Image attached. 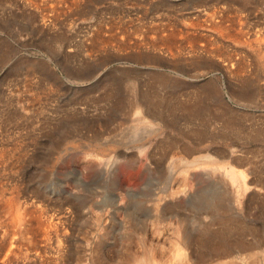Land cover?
<instances>
[{"label":"rangeland","instance_id":"obj_1","mask_svg":"<svg viewBox=\"0 0 264 264\" xmlns=\"http://www.w3.org/2000/svg\"><path fill=\"white\" fill-rule=\"evenodd\" d=\"M0 150V264H264V0H0Z\"/></svg>","mask_w":264,"mask_h":264},{"label":"bare ground","instance_id":"obj_2","mask_svg":"<svg viewBox=\"0 0 264 264\" xmlns=\"http://www.w3.org/2000/svg\"><path fill=\"white\" fill-rule=\"evenodd\" d=\"M219 11V10H218ZM45 13V12H44ZM208 16V15H207ZM222 18V17H221ZM215 19V18H214ZM205 21V20H204ZM194 22V21H193ZM186 23V22H185ZM212 23V25H213V22H211ZM210 23V24H211ZM194 24H196V23H194ZM193 24V26H196V25H194ZM217 24L218 23H216V26H217ZM199 25H200V23H199ZM219 25V24H218ZM221 25H222V23H221ZM183 26V25H182ZM213 27V29L215 28L216 29V27L215 26H212ZM224 27V26H223ZM191 28V27H190ZM210 28V27H209ZM219 29H220V27H218ZM217 28V29H218ZM163 29V28H162ZM212 29V30H213ZM223 29H225V28H223ZM222 29V30H223ZM230 29V28H229ZM173 30H174V27H173ZM221 30V31H222ZM169 31V30H168ZM178 31V30H177ZM220 31V30H219ZM226 31H228V30H226ZM225 31V32H226ZM184 32V31H183ZM194 32V31H193ZM236 32V31H235ZM161 33H163V32H161ZM170 33V32H169ZM171 33H172V31H171ZM166 34V35H168V37L167 36H165L164 38H166V44H169V48H172L174 45H172V40H173V34ZM178 33V32H177ZM186 33V32H185ZM229 33V32H228ZM228 33H227V35H228ZM160 34V33H159ZM183 34V33H182ZM189 34V33H188ZM187 34V35H188ZM231 34V33H230ZM235 34V33H234ZM175 35V34H174ZM186 35V36H187ZM210 35V34H209ZM222 35V34H221ZM241 35V34H240ZM162 36V35H161ZM181 37H182V35H180ZM207 36V35H206ZM205 36V37H206ZM232 36V35H231ZM178 37V36H177ZM213 37V36H212ZM234 37V36H233ZM158 39L160 38H162V37H157ZM218 38V37H217ZM229 38V37H228ZM159 39V40H160ZM176 39V38H175ZM189 40H190V38H188ZM196 39V38H195ZM226 39V38H225ZM230 39V38H229ZM232 39V38H231ZM158 40V41H159ZM164 40V39H163ZM194 40V39H193ZM199 40V39H198ZM202 40V39H201ZM205 40H206V38H205ZM232 40H234V39H232ZM251 40V39H250ZM162 41V40H161ZM176 41V40H175ZM174 41V42H175ZM191 41V40H190ZM235 41H239L238 39L237 40H235ZM243 41V40H242ZM155 42V41H154ZM165 42V41H164ZM176 42H178V41H176ZM196 43H197V41H195ZM208 42V41H207ZM206 42V43H207ZM162 43V42H161ZM201 43V42H200ZM219 43V42H218ZM154 44V43H153ZM163 44V43H162ZM165 44V43H164ZM175 44V43H174ZM208 44V43H207ZM215 44V43H214ZM251 44V43H250ZM253 44V43H252ZM176 45V44H175ZM192 46H194V44H191ZM195 45H197V44H195ZM204 45H205V43H204ZM212 45V44H211ZM154 46V45H153ZM157 46V45H156ZM220 46V45H219ZM179 47V46H178ZM180 47H181V45H180ZM189 47V46H188ZM195 47V46H194ZM208 47V46H207ZM207 47H206V49H207ZM229 47V46H228ZM167 48V47H166ZM198 48V47H197ZM199 48H201V46H199ZM203 48H205V47H203ZM214 48H215V45H214ZM208 49H211V47L210 48H208ZM233 49V48H232ZM198 50V49H197ZM212 50V49H211ZM216 50H217V48H216ZM220 50H222V49H220ZM219 50V51H220ZM171 51H172V49H171ZM173 51H174V48H173ZM178 51V50H177ZM176 51V52H177ZM180 51V50H179ZM178 51V52H179ZM195 51V50H194ZM206 51V50H205ZM210 51V50H209ZM208 51V52H209ZM213 51V50H212ZM170 52V51H169ZM182 52V51H181ZM208 52H207V54H208ZM214 52V51H213ZM221 52V51H220ZM219 52V53H220ZM224 52V51H223ZM230 52H231V50H230ZM4 53V52H3ZM194 53V52H193ZM196 53V52H195ZM212 53V52H211ZM225 53V52H224ZM229 53V52H228ZM243 53V52H242ZM171 54H173L172 52H171ZM176 54V53H175ZM231 55H232V52L230 53ZM229 54V55H230ZM236 53H234V55H235ZM237 54H239V53H237ZM211 56V55H210ZM218 56V55H217ZM220 56V55H219ZM218 56V57H219ZM221 56H223V55H221ZM244 56V55H243ZM214 57V56H213ZM226 57V56H225ZM231 57V56H230ZM227 58H229V57H227ZM230 59V58H229ZM233 59V58H232ZM235 60V59H234ZM254 60V59H253ZM231 61V60H230ZM233 61V60H232ZM235 61H237L238 62V60H235ZM240 63V62H239ZM259 64V63H258ZM234 65V64H233ZM236 65V64H235ZM236 67L238 68V65H236L235 66V69H236ZM243 67V66H242ZM241 67V68H242ZM246 68V67H245ZM234 70V69H233ZM237 70H240V68H238ZM237 70H235V71H237ZM233 72V71H232ZM154 74V73H153ZM158 74V73H157ZM237 74V73H236ZM160 75V74H159ZM158 76V75H157ZM151 78H153V77H151ZM166 78V77H165ZM159 79V78H158ZM150 80V79H149ZM152 80V79H151ZM165 80V79H164ZM168 81V80H167ZM156 82H158V81H156ZM161 82H162V80H161ZM167 83V82H166ZM173 83V82H172ZM163 84V83H162ZM171 85V84H170ZM207 85H209V84H207ZM246 85V84H245ZM212 88V87H211ZM205 90V89H204ZM209 92V91H208ZM257 93V92H256ZM146 94V93H145ZM148 94V93H147ZM152 95V94H151ZM243 95V94H242ZM146 96V95H145ZM148 96V95H147ZM171 96V95H170ZM141 97V96H140ZM151 97V96H150ZM153 98H155L154 96H153ZM149 99V98H148ZM151 100H153V99H151ZM162 100V99H161ZM163 101V100H162ZM136 102V101H135ZM160 102V101H159ZM134 103V102H133ZM138 103V102H137ZM161 103V102H160ZM167 103V102H166ZM140 104V103H139ZM138 104V105H139ZM142 104H144V103H142ZM141 104V105H142ZM150 104H152L151 103V101H150ZM156 104V103H155ZM163 104V103H162ZM168 104V103H167ZM175 104V103H174ZM137 105V106H138ZM140 105V106H141ZM145 105V104H144ZM154 105V104H153ZM153 105H151V106H153ZM170 105V104H169ZM172 105V104H171ZM140 106H138V107H140ZM143 106V105H142ZM158 106V105H157ZM162 106V105H161ZM175 106V105H174ZM163 107V106H162ZM136 108V107H135ZM145 108V107H144ZM150 108V107H149ZM160 108V107H159ZM151 109V108H150ZM153 109V108H152ZM183 109V108H182ZM199 109V108H198ZM156 110V109H155ZM160 110V109H159ZM173 110V109H172ZM193 110V109H192ZM191 110V112H193ZM151 111V110H150ZM158 111V110H157ZM156 111V112H157ZM188 111V110H187ZM201 111V110H200ZM147 112H149V110L147 111ZM184 112H185V110H184ZM196 113V112H195ZM220 114V113H219ZM222 114V113H221ZM154 115V114H153ZM161 115V114H160ZM188 115H190L189 113H188ZM196 115V114H195ZM165 116V115H164ZM193 116V115H192ZM155 118H156V116H155ZM158 118V117H157ZM233 120V119H232ZM228 122H229V120H228ZM238 123V122H237ZM225 124V123H224ZM239 125H240V123H239ZM237 128V127H236ZM235 128V129H236ZM204 129V128H203ZM1 151V150H0ZM4 150H3V153H2V155L4 156ZM1 155V156H2ZM7 155V154H6ZM8 156V155H7ZM183 159V158H182ZM187 161V160H186ZM185 161V162H186ZM233 170V169H232ZM232 170H228L227 172L229 173V171H232ZM233 172V171H232ZM231 172V173H232ZM241 173V172H240ZM226 174V173H225ZM234 175H235V173H234ZM233 178H234V176H233ZM3 181V180H2ZM3 184H4V182H3ZM241 185V184H240ZM239 187V186H238ZM5 188V187H4ZM2 189V188H1ZM14 189V188H13ZM9 189H7V191H8ZM6 191V192H7ZM13 192H14V190H12ZM2 192H4L3 190H2ZM10 192V191H9ZM238 193V192H237ZM9 194V193H8ZM2 195V194H1ZM7 195V194H6ZM16 195V194H15ZM215 195H217V194H215ZM3 196V195H2ZM2 196H0V197H2ZM11 196V195H10ZM14 196V195H13ZM4 197V196H3ZM18 197V196H17ZM16 197V198H17ZM11 198V197H10ZM213 198V197H212ZM4 199L6 200V197H4ZM18 199V198H17ZM2 199H0V203H2V201H1ZM5 200H3L4 202H5ZM11 200V199H10ZM164 200V199H163ZM7 202H8V199H7ZM6 202V203H7ZM16 203V202H15ZM21 203V202H20ZM3 204V203H2ZM2 204H0V205H2ZM5 204V203H4ZM10 203L8 202L7 204H6V206H8V207H11L13 204H14V202H11V206L9 205ZM14 205H16V204H14ZM21 205H22V203H21ZM113 206V207H112ZM223 206L224 205H222L219 201H216L213 205H212V212L213 213H215V214H212V217H213V219H215L218 223H219V228H217L215 231H213L212 233H211V230L209 231L211 234H206V232L205 233H201V232H199L200 234H198V235H195V237H194V241H195V243L198 245V246H206V245H211V246H213V248H211V249H209V250H207V252H203L200 256H199V260H204L205 258H206V254H208V253H210L211 254V250H212V252H215V253H217V254H227V253H229L230 252V248L228 249V247H226V239H227V237H228V235H229V232H230V230H231V223L229 222V220L225 217V216H223L224 214H220L219 212H220V210H221V208H222V210H224L225 211V209L223 208ZM115 208V205H111L110 206V208ZM0 208H1V206H0ZM7 208V207H6ZM13 208V207H12ZM23 208V207H22ZM22 208L20 207V205H16L15 207H14V209H15V214H14V217H15V219H14V225H13V223H11V222H13V221H8L7 222V220H6V222L9 224V222L13 225V226H10V224L9 225H6V226H9V228L10 229H8L7 228V235H6V237L9 235V240L10 241H8L7 240V242H9L8 243V246L6 247V255H8V254H11V253H16L19 249H20V247H22V242H23V239H24V234L25 233H28V228H25V227H23V226H21V225H19L20 224V221L24 218V215H23V213H22V211L24 210H22ZM27 208V207H26ZM29 208V207H28ZM31 208H29V209H27V210H30ZM116 209V208H115ZM1 210H4V207L1 209ZM0 210V211H1ZM12 210V212H13V209H11ZM32 210V209H31ZM35 210V209H34ZM5 211V210H4ZM10 211V210H9ZM9 211H8V213H9ZM33 211V210H32ZM111 211V210H110ZM227 211V210H226ZM2 212L3 211H1V213H0V215L2 214ZM11 212V211H10ZM30 212V211H29ZM113 212V211H112ZM223 212V211H222ZM6 213H7V211H6ZM6 213H5V215H6ZM7 213V214H8ZM26 213V212H25ZM31 214V213H30ZM220 214V215H219ZM226 214H228L227 212H226ZM10 215V214H9ZM11 215H12V213H11ZM11 215H10V217H11ZM27 215H29V214H27ZM26 215V216H27ZM230 215V214H229ZM26 216H25V218H26ZM5 217V216H4ZM32 217V216H31ZM34 217V216H33ZM3 218V217H2ZM9 218V217H8ZM42 218V217H41ZM11 219V218H10ZM33 219H35V217L34 218H32V220ZM43 219V218H42ZM13 220V219H12ZM25 220V219H24ZM24 220H23V222H24ZM28 220L29 219H27V222H28ZM31 220V219H30ZM36 220V219H35ZM44 220V219H43ZM41 222H40V224L43 222L42 220H40ZM232 221V220H231ZM5 222V221H4ZM3 222V223H4ZM26 222V221H25ZM22 223V222H21ZM31 223V222H30ZM2 224V223H1ZM24 224H26V223H24ZM28 224H29V222H28ZM27 224V225H28ZM35 224V223H34ZM40 224H38V225H40ZM4 225V224H3ZM23 225V224H22ZM26 225V226H27ZM30 225V224H29ZM5 226V227H6ZM32 227V226H31ZM1 229H2V227H0ZM30 228V227H29ZM3 229H4V227H3ZM6 229V228H5ZM31 229V228H30ZM207 230H208V228H206ZM33 230V229H32ZM34 231V230H33ZM202 231V230H201ZM5 232V231H4ZM9 232V233H8ZM188 232V231H187ZM187 232L185 233L184 232V234H183V240H184V242H186V243H190L189 242V240H191V239H189L190 237H189V235L187 234ZM208 232V233H209ZM0 233H2V232H0ZM180 233V232H179ZM3 234V233H2ZM1 234V235H2ZM46 234V233H45ZM194 235V234H193ZM21 236H22V238H21ZM181 237V236H180ZM4 238H5V236H4ZM3 238V239H4ZM8 238V237H7ZM7 238H5V239H7ZM0 239H1V236H0ZM5 239H4V241H5ZM1 241V240H0ZM4 241L3 242H1V243H4ZM192 241V240H191ZM229 241V240H228ZM7 242H5V243H7ZM193 242V241H192ZM231 242V241H230ZM0 243V245H2ZM59 243V242H58ZM240 244V243H239ZM185 245V244H184ZM193 245V244H192ZM186 246V245H185ZM210 246V247H211ZM240 246H242V245H240ZM3 247V246H2ZM1 247V248H2ZM5 247V246H4ZM4 247H3V250H4ZM190 247V246H189ZM189 247H188V249H189ZM195 247V246H194ZM183 248V247H182ZM191 249V248H190ZM195 249V248H194ZM5 250H4V252H5ZM17 250V251H16ZM205 250V249H204ZM1 251V250H0ZM232 251V250H231ZM234 251H236V250H234ZM254 251V250H253ZM2 252V251H1ZM3 252V253H4ZM190 253H191V251H189ZM239 252V251H238ZM234 253V252H233ZM249 253V252H248ZM258 253V252H257ZM176 254V253H175ZM192 254V253H191ZM250 254V253H249ZM252 254V253H251ZM0 255H2V253H0ZM195 255V254H194ZM9 256H11V255H9ZM196 256V255H195ZM256 256V255H255ZM254 256V257H255ZM258 256V255H257ZM1 257V256H0ZM5 258V257H4ZM4 258H3V260H4ZM9 258V257H8ZM214 258V257H213ZM258 258H260L259 256H258ZM258 258L256 259V261L258 260ZM133 259V258H132ZM142 259V258H141ZM177 259V258H176ZM193 259V258H192ZM254 259V258H253ZM254 259V260H255ZM262 259V258H261ZM190 260V259H189ZM188 260V261H189ZM233 260V259H232ZM231 260V261H232ZM263 260H264V253H263ZM8 261V260H7ZM133 261V260H132ZM210 261V260H209ZM227 261V260H226ZM230 261V262H231ZM249 262L250 261H252V260H248ZM259 261V260H258ZM134 262V261H133ZM186 262V261H185ZM223 262H225L224 260H223ZM228 262V261H227ZM233 262V261H232ZM235 262H236V260H235ZM234 262V263H235ZM263 262V261H262ZM188 263V262H187ZM186 263V264H187ZM209 263V262H208ZM211 263V262H210ZM259 263H260V261H259ZM192 264H194L193 262H192ZM203 264H205V263H203ZM207 264V263H206ZM220 264V263H219ZM228 264V263H227ZM231 264V263H230ZM239 264V263H238ZM249 264V263H248ZM252 264V263H251ZM253 264H254V262H253ZM263 264V263H262Z\"/></svg>","mask_w":264,"mask_h":264}]
</instances>
